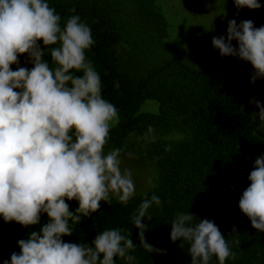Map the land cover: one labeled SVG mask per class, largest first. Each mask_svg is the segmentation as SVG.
I'll list each match as a JSON object with an SVG mask.
<instances>
[{"label": "clouds", "instance_id": "clouds-1", "mask_svg": "<svg viewBox=\"0 0 264 264\" xmlns=\"http://www.w3.org/2000/svg\"><path fill=\"white\" fill-rule=\"evenodd\" d=\"M234 4L236 16L245 8L264 7L259 0ZM94 43L86 21L72 15L62 27L60 14L47 0H0V216L25 228L39 226L16 241L20 252H13L3 264H117V257L136 264L132 253L137 248L167 254L145 235L144 220L152 219L149 209L162 204L154 193L150 198L143 193L131 217L139 244L130 229L119 227L104 229L90 243L63 239L73 235L82 218H92L102 201L110 205L116 199L127 205L137 195L132 170L122 167L125 156H134L127 144L105 151L121 117L103 98L101 76L86 56ZM212 45L221 57L250 63L251 84L264 81V24L255 27L250 19L239 24L231 19L227 34L213 36ZM25 54L24 64L31 68L21 65L19 57ZM250 103L258 109L250 113L260 121L259 129L251 133L256 136L264 131V102L253 95ZM137 140L154 143L155 129L149 126ZM171 150V145L165 146V151ZM248 179L251 183L242 192L239 208L253 228L264 232V154L255 159ZM72 200L78 202L74 210L68 203ZM42 214H47L43 223ZM170 239L188 242L191 264H209L213 256L219 264L236 259L215 222L191 212L176 214Z\"/></svg>", "mask_w": 264, "mask_h": 264}, {"label": "trees", "instance_id": "trees-1", "mask_svg": "<svg viewBox=\"0 0 264 264\" xmlns=\"http://www.w3.org/2000/svg\"><path fill=\"white\" fill-rule=\"evenodd\" d=\"M47 2L60 14L62 27L68 17L79 15L91 28L95 43L86 56L101 76L103 98L117 107L121 117L105 147L127 144V150L157 175L156 185L147 193L149 198L153 193L159 196L162 204L149 209L152 219L144 220L148 225L145 235L150 244L166 249L167 254L137 248L132 253L136 264H191L188 242L170 239L171 223L180 212L215 222L236 253V259L229 258L225 264H264V232L253 228L239 208L242 192L251 183L248 177L255 159L264 154V131L251 134L259 129L260 121L250 115L258 111L250 98L255 95L264 102V81L250 82L252 65L235 57H221L213 49L211 33L202 26L197 46L203 53L207 51L206 57L201 56L204 67L193 69L167 54L162 58L156 46L160 44L166 53L171 49L165 42L169 25L158 0ZM259 2L264 4V0ZM225 8L238 24L249 19L255 27L264 24V7L245 8L239 16L235 15L234 0H226ZM227 28L221 35L227 34ZM233 44L238 46L236 41ZM26 55L19 60L31 68L24 64ZM149 101H157L159 110L144 111L142 106ZM149 126L155 129L157 140L147 144L137 140ZM166 145L172 150L165 151ZM142 199L143 194L136 195L127 205L116 199L110 205L102 201L92 218H82L73 235L63 239L90 243L104 229L119 227L130 229L134 243L139 244V230L131 217ZM68 203L73 210L78 207L75 200ZM46 220L47 214H42L41 223ZM233 226L236 233H232ZM35 227L39 226L25 228L15 221L5 222L0 216V264L10 260L13 252H20L16 241L26 238ZM115 259L117 264H125ZM209 264L219 261L213 256Z\"/></svg>", "mask_w": 264, "mask_h": 264}, {"label": "rangeland", "instance_id": "rangeland-1", "mask_svg": "<svg viewBox=\"0 0 264 264\" xmlns=\"http://www.w3.org/2000/svg\"><path fill=\"white\" fill-rule=\"evenodd\" d=\"M162 6L166 18L167 28L165 42L169 45L171 52L166 53L162 46H156V52L162 58L166 54L170 59L182 61L193 69L204 67L201 56L203 48L197 46L200 39V27L207 29L212 37L221 36L222 31L228 27V21L233 19V14L225 8L226 0H158ZM214 49V47H213ZM142 109L147 112L159 110L157 101H149ZM108 149L105 147V151ZM122 167L132 170L137 195L149 192L156 184L157 175L147 166L142 164L136 157H124ZM151 179V184L148 180Z\"/></svg>", "mask_w": 264, "mask_h": 264}]
</instances>
